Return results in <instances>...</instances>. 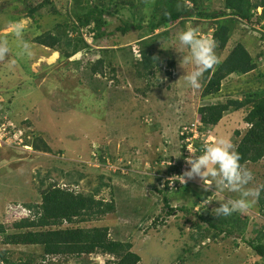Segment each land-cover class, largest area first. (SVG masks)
Segmentation results:
<instances>
[{
    "label": "rangeland",
    "instance_id": "374dc122",
    "mask_svg": "<svg viewBox=\"0 0 264 264\" xmlns=\"http://www.w3.org/2000/svg\"><path fill=\"white\" fill-rule=\"evenodd\" d=\"M44 1L0 0V46L8 49L7 56L0 58V223L7 225L22 217L18 210L38 204L40 191L48 184L62 188L68 185L76 192L95 193L96 199L112 200L116 210L89 221L63 223L62 227L106 226L109 238L131 243V251L141 258L138 264H264V256L248 244L257 239L264 243L260 234L264 233L263 216L257 211L256 199L247 209L233 213L239 217L238 225H223L232 234L220 233L213 239L214 230L197 214L217 218L220 225L230 216L215 214L219 203L237 199L239 194L216 190L214 184L205 190L199 177H184L190 167L187 159L196 156L195 143L225 138L233 145L234 130L243 133L247 126L244 109L230 110L217 126L204 127L207 139L204 131H198L201 124L197 108L224 103L244 91L264 89L261 8L251 13L253 25L235 23L224 51L215 50L221 60L242 42L254 58L256 69L229 75L217 94L203 98L201 87L192 88L185 80L184 75L193 71L195 64L178 34L190 28L197 36L212 40L210 20L196 17L183 21L182 26L177 23L169 29L172 37L148 46L160 60V68L140 79L132 63L140 59L137 38L145 29L137 32L131 28L125 35L116 30L123 20L131 23L132 9H109L105 28L109 35L98 41L87 33L89 27L81 29L91 48L87 51L80 44L79 51L66 58L59 50L32 39L55 24L75 21L71 16L73 2L48 0L33 17L28 15L31 6ZM141 1L135 0L137 4ZM144 1L148 5L136 8L134 18L140 17L146 26L154 0ZM200 2L208 11L218 10L223 4V0ZM17 23L24 26L19 35L13 31ZM67 35L73 39L78 33L69 30ZM114 41L119 43L118 52H100L101 47L112 46ZM61 48L69 51L71 46L64 44ZM100 57L103 74L94 75L89 67ZM170 59L175 62L173 69L166 64ZM165 70H170V76ZM191 114L192 136L181 149L178 130L181 121ZM36 138L43 140L49 151L28 146ZM172 165L176 171L170 173ZM247 169L253 174L247 188H260L264 163L248 164ZM183 177L185 184L177 185V179ZM164 196L169 206L176 208L174 213L166 214ZM192 206V213L180 210ZM0 250H6L12 260L32 256L35 264L42 263L37 261L40 246L5 244L0 236ZM109 259L108 255L90 254L52 257L51 262L104 264Z\"/></svg>",
    "mask_w": 264,
    "mask_h": 264
},
{
    "label": "trees",
    "instance_id": "16d2710c",
    "mask_svg": "<svg viewBox=\"0 0 264 264\" xmlns=\"http://www.w3.org/2000/svg\"><path fill=\"white\" fill-rule=\"evenodd\" d=\"M72 2L71 16L75 18V21L71 24L65 22V25L55 24L52 29L34 36L32 41L50 49H57L62 57L69 58L79 51L80 44L87 51L91 48V44L82 36L81 29L89 27L87 33L93 41H98L109 35L105 30L106 15L109 14V9L114 8L115 11H120L123 8L132 9L131 23L123 20L122 26H117L116 30L121 35H125L131 28L137 32L145 29L144 34L137 38L140 59L132 63L134 73L140 79L152 74L154 68H160V60L152 54L148 46L155 41L158 42L160 38L164 40L172 37L169 35V29L177 23L182 26L183 21L196 17L210 20L213 24L210 29H212L211 39L215 44V50L223 52L235 23L244 22L253 25L251 13L257 7L261 8L259 15L264 20V0H223L222 7L213 11L205 10L200 0H154L149 15L150 19L146 26L140 17L138 20L134 18L136 8H144L148 5L144 0L139 4L135 0H72ZM47 3L49 1L45 0L42 4L31 6L27 10L28 15L33 17L32 14L38 12L42 5ZM52 12L55 14V8H52ZM255 23L258 24V21ZM158 29L160 31L155 32ZM69 30L76 31L78 35L73 39L70 38L67 35ZM113 43L112 46L101 47L100 52H118L116 45L119 43L117 41ZM64 44L71 46L69 51L62 50L61 46ZM218 61V64L202 77L200 97L206 98L217 94L222 80L229 75H243L256 69L254 58L242 42H237L225 57ZM166 64L169 69H173L175 62L170 59L166 61ZM102 68L103 59L101 57L97 58L89 67L90 72L94 75L103 74ZM110 71L114 72L115 69L110 67ZM165 73L170 76V70H165ZM142 93L144 92L142 91ZM239 96L237 95L236 98L229 99L224 103L216 102L199 106L197 112L201 126L198 131L199 133L204 131L207 138L204 127L213 128L217 126L218 123L222 122L224 113L230 110L244 109L243 121L247 126L243 133L234 130L232 142L235 150L240 154L241 165L247 169L248 164L259 161L264 163V89L244 91ZM191 119L192 114L188 119L181 121L182 125L179 127L178 138L181 142V149H185L186 140L192 136L191 121L193 119ZM209 141L211 140L205 141L204 145L211 143ZM194 145L195 154L201 155L204 149L203 144L200 142ZM28 146L34 150L49 151L47 144L40 138H36ZM169 169L172 171L170 173H173L176 171V166L172 165ZM69 188H62L55 183L48 184L46 188L40 191L38 204L32 205L31 208L26 207L24 210L20 208L18 212L23 211L22 217L13 220L10 224L0 223L2 242L12 245L40 246L41 252L37 261L42 262L41 264H52V257H79L90 254L108 255L110 259L106 260L104 264H138L141 258L137 253L131 251V243L109 238L106 226L62 227L63 222L73 224L89 221L97 216L114 213L116 210L112 200L105 202L102 199H96L95 193L83 194ZM163 201L167 208L166 214H172L176 211L175 207L169 206L166 196H164ZM256 206H258L257 211L263 216L261 228L264 230V191H261L256 199ZM180 210L192 213L193 206L190 208L181 207ZM197 215L214 230L211 234L213 239L218 237L220 233L232 234L233 231L226 229L223 225L230 228L239 224V217L238 215L234 216V214L220 225L217 218L203 217L200 213ZM260 234L261 237H264L262 231ZM261 241V239H257L255 243L251 240L248 241V244L259 256L263 257L264 243ZM6 253V250H0V264H35L32 256L12 260Z\"/></svg>",
    "mask_w": 264,
    "mask_h": 264
},
{
    "label": "clouds",
    "instance_id": "9594fccd",
    "mask_svg": "<svg viewBox=\"0 0 264 264\" xmlns=\"http://www.w3.org/2000/svg\"><path fill=\"white\" fill-rule=\"evenodd\" d=\"M23 30L24 26L19 23L13 29L17 35ZM178 40L181 45L190 50V60L195 64V69L190 73L185 70V80L192 88L199 89L204 74L219 62L215 54V44L210 39L197 36L195 31L190 28L180 32ZM7 53L8 49L0 46V58L7 56ZM182 67L184 68L183 64ZM203 146L201 155H194L187 159L190 167L184 173V177L189 179L199 177L205 186V190L214 184L216 190L227 189L239 194L237 199L229 200L227 203H219L215 212L217 216L228 217L234 212L247 209L259 197L260 192L264 191V186L256 190L247 188V185L253 180V174L241 165L240 154L228 139L219 138L215 142L203 144ZM184 177L177 179V185L185 184L186 179ZM180 180H184V183H181ZM177 185H174L175 188L172 189L175 190ZM22 212L21 210L20 213Z\"/></svg>",
    "mask_w": 264,
    "mask_h": 264
},
{
    "label": "built area",
    "instance_id": "2783aa9c",
    "mask_svg": "<svg viewBox=\"0 0 264 264\" xmlns=\"http://www.w3.org/2000/svg\"><path fill=\"white\" fill-rule=\"evenodd\" d=\"M180 181H181V183H184V180H180ZM173 188H175V186Z\"/></svg>",
    "mask_w": 264,
    "mask_h": 264
}]
</instances>
